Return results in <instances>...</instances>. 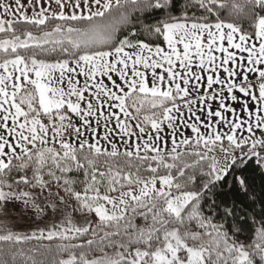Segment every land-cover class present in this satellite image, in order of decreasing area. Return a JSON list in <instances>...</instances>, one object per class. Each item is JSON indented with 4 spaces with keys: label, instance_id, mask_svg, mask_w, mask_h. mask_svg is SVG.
I'll return each instance as SVG.
<instances>
[{
    "label": "snow or ice",
    "instance_id": "1",
    "mask_svg": "<svg viewBox=\"0 0 264 264\" xmlns=\"http://www.w3.org/2000/svg\"><path fill=\"white\" fill-rule=\"evenodd\" d=\"M0 264H264V0H0Z\"/></svg>",
    "mask_w": 264,
    "mask_h": 264
}]
</instances>
